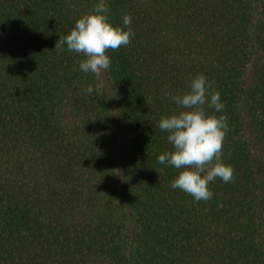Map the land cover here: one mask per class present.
I'll return each instance as SVG.
<instances>
[{
	"label": "trees",
	"instance_id": "trees-1",
	"mask_svg": "<svg viewBox=\"0 0 264 264\" xmlns=\"http://www.w3.org/2000/svg\"><path fill=\"white\" fill-rule=\"evenodd\" d=\"M135 36L102 94L59 35L99 0H0V264H264V0H106ZM204 74L234 179L195 201L162 116ZM213 110L208 109L211 113Z\"/></svg>",
	"mask_w": 264,
	"mask_h": 264
},
{
	"label": "clouds",
	"instance_id": "clouds-1",
	"mask_svg": "<svg viewBox=\"0 0 264 264\" xmlns=\"http://www.w3.org/2000/svg\"><path fill=\"white\" fill-rule=\"evenodd\" d=\"M108 12L106 0H99L92 11L76 20L67 35H59L55 44L58 54L66 45L69 52L84 57L79 63L80 70L93 74L99 81L95 88L90 83L83 90L88 95L103 92L102 75L111 66L107 52L127 46L135 36L130 27V14L123 16V26H116L109 21ZM214 85V81L210 82L204 74H199L190 81L186 92L173 94L166 91L165 96H171L181 110L162 116L159 121L161 131L169 133L167 139L173 150L160 154L158 163L179 170L171 187L189 194L197 202L213 198L210 182L219 178L229 183L234 179L233 166L221 159L229 128L227 117L217 115L225 111V105ZM208 109L213 111L209 113Z\"/></svg>",
	"mask_w": 264,
	"mask_h": 264
}]
</instances>
